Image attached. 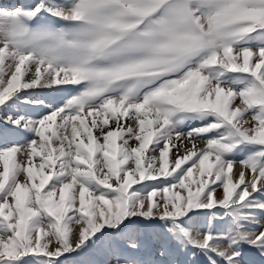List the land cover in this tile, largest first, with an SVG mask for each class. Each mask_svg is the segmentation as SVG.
I'll use <instances>...</instances> for the list:
<instances>
[{"label": "snow or ice", "instance_id": "obj_1", "mask_svg": "<svg viewBox=\"0 0 264 264\" xmlns=\"http://www.w3.org/2000/svg\"><path fill=\"white\" fill-rule=\"evenodd\" d=\"M253 256L264 0L0 3V264Z\"/></svg>", "mask_w": 264, "mask_h": 264}, {"label": "rangeland", "instance_id": "obj_2", "mask_svg": "<svg viewBox=\"0 0 264 264\" xmlns=\"http://www.w3.org/2000/svg\"><path fill=\"white\" fill-rule=\"evenodd\" d=\"M13 2V0H0V3H12ZM37 94L39 95V94H42V93H40V92H37ZM253 257H257V256H253ZM257 258H259V257H257ZM257 264H260V262H258L257 261Z\"/></svg>", "mask_w": 264, "mask_h": 264}, {"label": "crops", "instance_id": "obj_3", "mask_svg": "<svg viewBox=\"0 0 264 264\" xmlns=\"http://www.w3.org/2000/svg\"><path fill=\"white\" fill-rule=\"evenodd\" d=\"M181 259H184V258L182 257ZM252 259H254V260H256V261L260 260V259L257 258V257H252ZM258 262H259V261H258ZM193 264H199V261H198V260H197V261H193Z\"/></svg>", "mask_w": 264, "mask_h": 264}]
</instances>
